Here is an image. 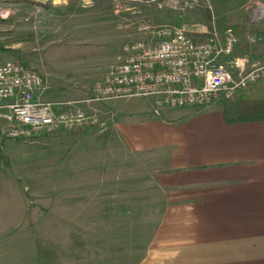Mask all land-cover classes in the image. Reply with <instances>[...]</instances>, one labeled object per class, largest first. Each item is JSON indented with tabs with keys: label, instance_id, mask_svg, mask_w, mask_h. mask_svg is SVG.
I'll use <instances>...</instances> for the list:
<instances>
[{
	"label": "rangeland",
	"instance_id": "obj_1",
	"mask_svg": "<svg viewBox=\"0 0 264 264\" xmlns=\"http://www.w3.org/2000/svg\"><path fill=\"white\" fill-rule=\"evenodd\" d=\"M183 1L97 0L118 21L116 31H102L100 42V31L36 35L25 20L29 0H0L1 17L9 11L0 18V61L33 66V48L53 40L33 62L51 70L52 99L82 98L98 76L79 78L73 67L103 74L125 42L154 41L167 26L199 38L216 23L221 31H235L234 55H246L251 66L264 63V0ZM70 2L58 19L49 16L63 30L80 16L82 0ZM89 9L91 15L99 11ZM20 25L24 31H15ZM150 100L134 96L98 104L104 124L55 125L31 137H1L0 264H138L163 214L164 195L155 158L127 149L122 124L151 109Z\"/></svg>",
	"mask_w": 264,
	"mask_h": 264
},
{
	"label": "crops",
	"instance_id": "obj_2",
	"mask_svg": "<svg viewBox=\"0 0 264 264\" xmlns=\"http://www.w3.org/2000/svg\"><path fill=\"white\" fill-rule=\"evenodd\" d=\"M96 2L82 0L79 20L66 30L49 16H62L70 0H29V11L23 15L36 35L38 31H100L101 42L102 31H116L118 21L117 13L107 15ZM91 7L99 11L91 15ZM7 11L2 9L1 19L9 17ZM19 28L15 26V31H24ZM41 41L30 56V63L47 80L38 96L63 102L67 99L51 97L55 90L51 70L33 62V55L42 54L53 42ZM122 56L121 50L106 70ZM80 67L71 70L82 79L102 74ZM254 84L233 99H217L206 106L163 107L160 114L150 100L151 109L123 122L127 149L155 158L164 195L163 214L138 264H264V118L247 117L253 108L241 102L251 95Z\"/></svg>",
	"mask_w": 264,
	"mask_h": 264
},
{
	"label": "built area",
	"instance_id": "obj_3",
	"mask_svg": "<svg viewBox=\"0 0 264 264\" xmlns=\"http://www.w3.org/2000/svg\"><path fill=\"white\" fill-rule=\"evenodd\" d=\"M115 6L121 8L120 1ZM237 41L235 31H221L216 23L199 38L183 27H164L154 41L125 42L123 56L94 81L87 96L63 102L39 98L47 80L33 66L20 59L0 61V139L31 137L55 125L104 124L98 104L116 99L149 98L157 114L163 107L233 99L264 77V63L251 66L246 55L233 54Z\"/></svg>",
	"mask_w": 264,
	"mask_h": 264
},
{
	"label": "trees",
	"instance_id": "obj_4",
	"mask_svg": "<svg viewBox=\"0 0 264 264\" xmlns=\"http://www.w3.org/2000/svg\"><path fill=\"white\" fill-rule=\"evenodd\" d=\"M251 91V95H247L245 99L243 97V100H241V102L247 103L253 108L252 113H248L247 117L264 118V77L257 80Z\"/></svg>",
	"mask_w": 264,
	"mask_h": 264
}]
</instances>
